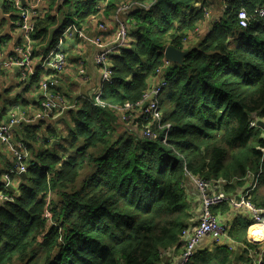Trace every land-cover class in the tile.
<instances>
[{
  "label": "trees",
  "instance_id": "16d2710c",
  "mask_svg": "<svg viewBox=\"0 0 264 264\" xmlns=\"http://www.w3.org/2000/svg\"><path fill=\"white\" fill-rule=\"evenodd\" d=\"M105 1L104 14L116 15L121 3L148 0H83L62 25L49 9L36 21L34 44L52 47L67 25L93 18ZM198 2L204 0H156L122 14L131 40L110 57L112 83L101 87L105 105L135 103L165 48L187 51L182 65L165 71L159 139L119 129L116 116L93 98L65 112L45 138L38 126L26 128V177L13 202L0 204V264H169L163 253L191 221L185 170L227 182L260 171L264 185V140L249 126L264 120V15L256 16L264 0H231L219 22L184 48L182 41L205 20L207 8ZM241 9L251 16L245 29L237 21ZM165 124L171 128L162 143L158 127ZM251 201L264 209V193L255 191ZM249 225L238 218L231 237L240 229L251 249Z\"/></svg>",
  "mask_w": 264,
  "mask_h": 264
},
{
  "label": "crops",
  "instance_id": "0c3cea01",
  "mask_svg": "<svg viewBox=\"0 0 264 264\" xmlns=\"http://www.w3.org/2000/svg\"><path fill=\"white\" fill-rule=\"evenodd\" d=\"M51 0H39L37 5V14L40 20H43L50 14L58 21L57 24L66 23L65 15L68 12L75 13L72 5L83 0H55L53 6L50 7ZM70 4L69 8L68 5ZM225 0H204L198 2V7L205 6L207 9L206 19L198 26L199 32L196 35H190L184 48L196 44L208 30L219 22L222 17ZM107 7V1L100 3L98 13L93 18L81 24H72L76 29L72 30L68 39H64L61 45L62 52L66 56V66L60 75L59 86L52 89L51 92L62 94L67 103L77 105L83 98H93L97 95L100 86V70L94 65L93 58L104 48L116 46L117 44V25L115 14L112 10L104 14ZM116 9V6H115ZM121 20L127 22V18ZM18 11L11 6L8 0H0V62L16 55L15 51L22 44L21 33L18 29ZM70 24V23H69ZM59 25V26H61ZM98 25H103L104 29H100ZM68 25L65 27L67 28ZM54 27L50 28V31ZM78 33L82 35L78 38ZM33 42V55L31 57V69L35 73L32 77L30 85L21 80L19 71L15 68L0 72V120H6L10 111L19 108L17 115L21 111L25 117V121L14 128V137L10 145L0 143V178L7 172L13 164L12 147L17 141H21L26 137V128L38 126L39 139L47 137V129L49 127H58V119L44 118L37 120L40 114V104L42 102L41 82L51 75V69L46 64L47 56L54 51L55 45L49 47L35 42L33 34L31 35ZM59 39V38H58ZM96 39L100 40V45L96 44ZM131 38H129L130 42ZM83 71V73H81ZM85 77L87 79L85 80ZM157 80L151 81L150 85L155 84ZM119 125V122H116ZM119 129L125 126H117ZM126 129V128H125ZM127 130V129H126ZM261 138L264 140V131L260 129ZM54 141V139H52ZM30 153V152H29ZM31 155V154H30ZM247 181H235L228 185H221L219 189L228 194L229 199H238V194L244 191ZM187 195V202L191 207V227L198 225V218L201 211V201L195 191L194 186L189 182H184ZM264 193V185L261 177L258 178L257 187L251 193ZM1 204V203H0ZM225 208L224 212L221 210ZM215 215H220L227 221L228 229L226 239L220 244L215 245L207 238L202 239L196 247L189 264H258L262 262L264 255V238L263 235L255 233L251 236L250 226L251 219L248 212L235 213L230 210L229 204L224 203L218 208L212 210ZM238 218L249 223V227L245 233V239L252 244L254 248H248L247 245L240 240L242 231L238 229L236 238L231 237V230ZM257 229V228H253ZM259 239V240H258ZM182 247L178 241L172 248L163 253V257L169 261V264H179Z\"/></svg>",
  "mask_w": 264,
  "mask_h": 264
},
{
  "label": "built area",
  "instance_id": "2783aa9c",
  "mask_svg": "<svg viewBox=\"0 0 264 264\" xmlns=\"http://www.w3.org/2000/svg\"><path fill=\"white\" fill-rule=\"evenodd\" d=\"M11 6L18 11L17 26L21 33L22 44L17 47L16 55L0 62V72L8 69H17L19 71L21 80L30 85L32 77L35 73L31 69V57L33 55V42L31 35L34 32L36 21L38 19L37 5L39 0H8ZM156 0H148L143 3L137 2H124L121 3L116 9L115 21L117 25V44L116 46L104 47L94 58V65L100 70V86L97 95L93 97L95 103L101 107L107 106L108 109L117 117V121L121 122L127 130L138 131L146 140L154 141L159 139L156 126L160 125L163 120V112L160 109L159 99L163 90L167 86L165 71L169 65L165 59L160 67H158L154 74L148 81L147 89L141 95V98L135 103H124L123 105H105L101 102L102 95L101 87L104 84L110 85L112 83V70L110 64V57L117 52L122 46L126 45L128 39L127 29L125 24L118 15L129 13L132 9L151 7ZM225 0L223 10L227 7L228 2ZM264 9L260 8L256 11V16L262 17ZM207 17V11L205 19ZM251 16L241 9L237 13V21L240 28L245 29L248 27ZM100 29H104L103 25H98ZM76 28L73 25L67 27L58 39L54 51L46 58V64L51 69V75L41 82L42 89V102L40 104V114L36 117L37 120L44 118L58 119L65 112L74 108V105L67 103L62 94L51 92L59 86L60 75L66 66V56L62 52L61 45L64 39H68L69 34ZM199 29L196 28L191 35L198 34ZM190 36V35H189ZM82 35L78 33V38ZM189 38V37H188ZM188 38L182 41L186 44ZM96 44L100 45V40L96 39ZM83 73V71H81ZM87 77H85V80ZM157 80L155 84L150 85L151 81ZM19 108L10 111L6 120H0V143L10 145L14 137V128L19 126L25 121V117L21 111L17 115ZM258 119L249 121L251 128H258ZM142 126L141 132L137 130ZM163 130L162 143L166 142L168 132L171 128L170 124H165L158 127ZM264 153V149L262 150ZM13 164L7 172L0 178V203H11L14 200V192H10L8 187H13L14 190L18 187L22 174H27L29 152L21 141L14 143L12 147ZM186 181H189L195 188V191L201 201V211L198 218V225L191 227L189 224L184 228L179 235V243L182 247V252L179 264H189L194 253L196 252L197 244L204 238H207L213 244L218 245L226 239V232L228 224L223 217L215 215L212 210L218 208L224 203H228L230 210L235 213L248 212L250 214L251 226L250 233H261L264 238V209L254 206L251 201V193L255 190L258 183V178L261 172L253 173L247 171L242 178H233L227 182L225 180L208 181L204 180L197 175H193L187 170L184 171ZM235 181H247V186L242 193L238 194V199H229L228 194L222 192L219 187L221 185H228ZM185 188V187H184ZM47 218L50 214L46 211ZM257 228V229H253ZM264 240V239H263ZM261 264V263H258Z\"/></svg>",
  "mask_w": 264,
  "mask_h": 264
},
{
  "label": "water",
  "instance_id": "95a60500",
  "mask_svg": "<svg viewBox=\"0 0 264 264\" xmlns=\"http://www.w3.org/2000/svg\"><path fill=\"white\" fill-rule=\"evenodd\" d=\"M188 54L187 51H183L180 49H177L173 46H167L163 52V58L173 64V65H182L183 59L186 57ZM64 116V115H63ZM257 127L261 130L264 131V120L258 119L257 122ZM57 143V141L54 142V144ZM26 177V174H22L21 178L24 179ZM8 190L10 192L14 191L13 187H8Z\"/></svg>",
  "mask_w": 264,
  "mask_h": 264
},
{
  "label": "rangeland",
  "instance_id": "374dc122",
  "mask_svg": "<svg viewBox=\"0 0 264 264\" xmlns=\"http://www.w3.org/2000/svg\"><path fill=\"white\" fill-rule=\"evenodd\" d=\"M129 43V37H128V39H127V41H126V45ZM64 117V116H63ZM117 118V117H116ZM119 125H121L122 126V123L121 122H119Z\"/></svg>",
  "mask_w": 264,
  "mask_h": 264
},
{
  "label": "clouds",
  "instance_id": "9594fccd",
  "mask_svg": "<svg viewBox=\"0 0 264 264\" xmlns=\"http://www.w3.org/2000/svg\"><path fill=\"white\" fill-rule=\"evenodd\" d=\"M182 45H183V44H182ZM183 51H184V50H183ZM163 52H164V51H163ZM163 52H162V55H163ZM163 59H164V58H162V61H163ZM170 64H171V63H170ZM15 191H16V189H15L13 192H15ZM13 192H12V193H13Z\"/></svg>",
  "mask_w": 264,
  "mask_h": 264
},
{
  "label": "bare ground",
  "instance_id": "6f19581e",
  "mask_svg": "<svg viewBox=\"0 0 264 264\" xmlns=\"http://www.w3.org/2000/svg\"><path fill=\"white\" fill-rule=\"evenodd\" d=\"M255 233H257V232H255ZM255 233L251 234V236H253V237H254ZM258 240H259V239H258Z\"/></svg>",
  "mask_w": 264,
  "mask_h": 264
}]
</instances>
